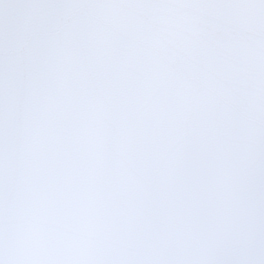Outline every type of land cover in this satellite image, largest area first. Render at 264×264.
Masks as SVG:
<instances>
[{
    "label": "snow or ice",
    "instance_id": "1",
    "mask_svg": "<svg viewBox=\"0 0 264 264\" xmlns=\"http://www.w3.org/2000/svg\"><path fill=\"white\" fill-rule=\"evenodd\" d=\"M0 264H264V0H0Z\"/></svg>",
    "mask_w": 264,
    "mask_h": 264
}]
</instances>
